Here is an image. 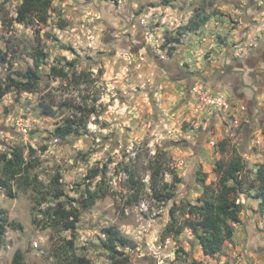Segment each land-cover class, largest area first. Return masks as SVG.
Returning <instances> with one entry per match:
<instances>
[{"label":"rangeland","instance_id":"obj_1","mask_svg":"<svg viewBox=\"0 0 264 264\" xmlns=\"http://www.w3.org/2000/svg\"><path fill=\"white\" fill-rule=\"evenodd\" d=\"M21 3L0 0V49L8 57L0 64V82L34 69L39 51L40 79L32 93L0 97V151L19 146L26 156L28 147L35 150L34 174L44 184L59 174L61 201L69 205L99 180L89 184V171L107 164L109 194L81 211L74 253L91 264H111L102 232L113 228L132 242L117 248L128 264H264L263 218L254 191L241 198L239 223L220 255H204L189 229L177 238L165 235L171 210L182 223L189 216L185 205L199 203L198 173L205 174V184L215 182V163L235 151L246 164L247 185L264 166V120L256 122V111L248 120L244 103L219 80L224 63L264 44V0H52L46 25L18 23ZM198 13L208 22L179 35ZM52 68L69 76L86 72L89 81L75 85L54 77ZM41 104L55 115H44ZM76 106L94 110L81 116V135L55 139V126ZM160 152L163 178L173 183L168 201L155 198L149 185V161ZM123 167L138 171L143 188L127 190ZM133 193L138 202L130 204ZM32 195L17 191L8 199L0 190L7 219L0 264H56L54 248L71 239L68 231L42 229Z\"/></svg>","mask_w":264,"mask_h":264},{"label":"trees","instance_id":"obj_2","mask_svg":"<svg viewBox=\"0 0 264 264\" xmlns=\"http://www.w3.org/2000/svg\"><path fill=\"white\" fill-rule=\"evenodd\" d=\"M52 7V0H22L18 9V23L31 25L33 23L46 25L49 19V12ZM209 20V16L196 14L195 19L180 28L179 35L186 32L195 31ZM169 44L178 43L177 38H165ZM43 54L39 51L34 55V69H28L22 74H18L19 80L7 78V83L0 82V97L10 91L17 93H32L38 82V69L41 66V58ZM7 53L0 49V64L7 63ZM69 66L73 65L68 63ZM52 68L54 77L73 81L75 85L87 83L88 73L80 72L70 74L63 68ZM69 104H63L68 107ZM86 105V104H85ZM41 112L47 116H54L55 112L51 107L40 105ZM93 108L86 110V107H74L72 117H65L60 124L56 125L52 136L55 139L64 140L69 136H80L83 124L84 113L87 117L93 113ZM78 115H80L78 117ZM225 142L219 145L222 147ZM224 147V146H223ZM28 153L25 156L23 148L15 146L5 151H0V190L8 199H15L17 191L26 193L30 191L32 195L33 209L37 210L43 217L42 229H52L59 233L68 231L71 239L62 238L60 244L54 248L53 257L56 264H91L85 257L77 256L73 249V240L75 237L77 223L80 218L81 211L90 209L97 201L104 199L109 194V186L106 181L108 173L107 164L102 168H96L89 171V184L98 178L92 190H86L84 198L76 205H69L61 201L62 190L60 189V175L56 174L48 184H44L34 174L35 169L39 165V159L36 158V151L31 147L27 148ZM158 153L151 161H149L148 170L150 172L149 185L152 195L158 200H171L174 196L173 183L164 180L165 164L159 159ZM164 160V159H163ZM125 186L128 191H136L143 188L142 178L137 174V170H128L123 167ZM213 172L216 177L215 182L205 184V174L198 173L196 180L202 187L201 198L198 204H186L185 213L189 216L184 222L179 223L174 215L175 210H171L169 223L167 224L165 235L167 237H179L184 229H189L196 238L202 253L206 256H217L223 251L225 243H231L234 229L233 224L239 223V214L243 211L244 205L241 198L244 195L249 196L250 191H254V197L259 200L258 212L263 218L264 227V166H258L252 184L247 185L245 179L247 177L246 164L238 152H234L227 161H217ZM176 180V178H174ZM254 184V185H253ZM15 187V188H14ZM251 197V196H250ZM130 204L138 202L136 194L130 195ZM45 205L42 209L41 206ZM7 219L5 213L0 209V242L6 233ZM105 240L103 245L109 254L111 264H128V257L119 253L117 248H125L131 241L113 228L103 230ZM183 252L178 250L177 255ZM14 258V263L17 261ZM194 264H199L194 262Z\"/></svg>","mask_w":264,"mask_h":264},{"label":"flooded vegetation","instance_id":"obj_3","mask_svg":"<svg viewBox=\"0 0 264 264\" xmlns=\"http://www.w3.org/2000/svg\"><path fill=\"white\" fill-rule=\"evenodd\" d=\"M222 67L224 72L219 75L221 84L228 85L233 96L244 103L248 120L256 111L259 117L256 122H262L264 102L260 103V100L264 92V44H258L252 52L231 60L229 64L224 63Z\"/></svg>","mask_w":264,"mask_h":264},{"label":"built area","instance_id":"obj_4","mask_svg":"<svg viewBox=\"0 0 264 264\" xmlns=\"http://www.w3.org/2000/svg\"><path fill=\"white\" fill-rule=\"evenodd\" d=\"M218 104H219V105H224V106H226V105L224 104V102H222L221 100L218 101Z\"/></svg>","mask_w":264,"mask_h":264}]
</instances>
